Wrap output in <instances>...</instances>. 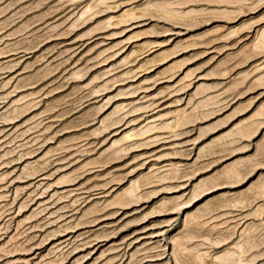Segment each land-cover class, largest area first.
Returning <instances> with one entry per match:
<instances>
[{
    "label": "rangeland",
    "instance_id": "rangeland-1",
    "mask_svg": "<svg viewBox=\"0 0 264 264\" xmlns=\"http://www.w3.org/2000/svg\"><path fill=\"white\" fill-rule=\"evenodd\" d=\"M0 264H264V0H0Z\"/></svg>",
    "mask_w": 264,
    "mask_h": 264
}]
</instances>
